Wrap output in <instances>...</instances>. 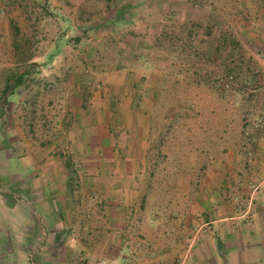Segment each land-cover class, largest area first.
<instances>
[{
    "label": "crops",
    "instance_id": "obj_1",
    "mask_svg": "<svg viewBox=\"0 0 264 264\" xmlns=\"http://www.w3.org/2000/svg\"><path fill=\"white\" fill-rule=\"evenodd\" d=\"M62 1L71 5L64 9L73 18L81 0ZM102 1L109 8L121 3L113 12L120 9V19L112 24L141 36L133 48L142 54L156 47L166 27L149 22L150 5L161 6L158 19H168L167 33L185 36L183 49L195 50L188 36L199 34L201 51L221 52L224 45L230 51L225 36H235L241 54L251 55V82L264 85V0ZM197 17L198 30L189 24ZM142 36H152L148 48ZM32 62L16 75L3 74L0 82L10 85L0 99L28 78ZM33 98L20 97L24 135L0 137V264H264V140L254 122L263 100L257 95L251 94L249 132L222 119L202 125L199 138L183 145L147 140L153 128L144 123L124 124L141 133L132 145L127 134L112 141L103 135L98 142L88 119L78 171L53 153L63 148L65 131L78 128L75 120L85 109L77 100L63 104L50 137L54 112L32 120L27 110ZM37 125L40 144L26 133ZM81 136L69 133L77 150ZM165 144L172 146L168 152ZM163 161L172 165L160 170Z\"/></svg>",
    "mask_w": 264,
    "mask_h": 264
},
{
    "label": "rangeland",
    "instance_id": "obj_2",
    "mask_svg": "<svg viewBox=\"0 0 264 264\" xmlns=\"http://www.w3.org/2000/svg\"><path fill=\"white\" fill-rule=\"evenodd\" d=\"M70 7L62 0H9L0 4V79L4 73L16 75L28 60L33 61L28 78L17 85L12 96L0 99V137L23 134L27 116L20 97L31 96L34 98L27 112L32 120L43 117L44 110L54 112L47 122L50 137L56 126L53 115L59 116L63 104L77 100V106L85 109L75 120L78 128L66 130L63 148L53 153L59 152L64 160H70L75 171L83 168L79 156L83 153L82 138L88 133L84 129L88 119L93 130L95 127L96 141H112L127 134L130 145L141 133L127 130L126 123L149 124L153 130L148 131L147 140L171 138L181 145L182 140L199 138L202 125L219 124L222 119L246 126L247 131L251 128V116L246 115L251 114L253 98L246 96L242 87L251 81V67L246 65L251 55L241 54L242 45L235 36H225L230 51L226 45L221 52H216L215 47L209 53L201 51L199 34L188 36L195 50L183 49V45L187 46L185 36L167 33L168 19H158L161 6L150 5L146 11L149 22L166 27L156 37V47L143 55L133 48L142 41L141 36L127 34L120 22L106 23L114 7L109 8L102 0H81L73 18L64 9ZM198 17L194 22L189 20L196 30L200 29ZM97 22L100 25L92 27ZM178 26L183 28L182 24ZM142 37L148 48L152 36ZM133 49L141 59L136 60ZM228 75L234 76L238 87H220L219 80ZM9 85L0 82V95ZM258 97L262 102L261 94ZM9 109L15 114H9ZM39 128L37 125L26 132L36 144L44 140ZM69 133L82 135L78 137L79 150L70 144ZM170 147L165 144L163 151L168 152ZM171 165L165 161L158 164L160 170Z\"/></svg>",
    "mask_w": 264,
    "mask_h": 264
},
{
    "label": "built area",
    "instance_id": "obj_3",
    "mask_svg": "<svg viewBox=\"0 0 264 264\" xmlns=\"http://www.w3.org/2000/svg\"><path fill=\"white\" fill-rule=\"evenodd\" d=\"M219 83H220V87L225 90L232 89L236 86L237 87L239 86V84L237 83L233 75H228L227 77L220 79ZM242 87H244V89L246 90L244 92L246 96H249L252 93H254L257 96L261 94L262 96L263 103L259 110V114L256 115L255 117L254 122H255L256 129L259 131L260 140H264V85L257 86V85H254L253 82L251 81H246L244 86ZM246 116L250 117L251 114H247ZM98 264H106V262L102 260Z\"/></svg>",
    "mask_w": 264,
    "mask_h": 264
},
{
    "label": "trees",
    "instance_id": "obj_4",
    "mask_svg": "<svg viewBox=\"0 0 264 264\" xmlns=\"http://www.w3.org/2000/svg\"><path fill=\"white\" fill-rule=\"evenodd\" d=\"M120 16H121V11H120V9H118V11L116 13L112 14L109 19L107 18L106 23H114L115 21H119L118 19H120ZM99 23H101V22H99ZM99 23L97 22L92 27L100 25ZM133 51H134V53H133L134 56L137 55L136 51L134 49H133Z\"/></svg>",
    "mask_w": 264,
    "mask_h": 264
}]
</instances>
